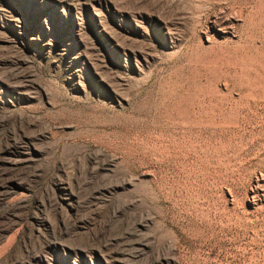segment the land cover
Wrapping results in <instances>:
<instances>
[{
	"label": "rangeland",
	"instance_id": "1",
	"mask_svg": "<svg viewBox=\"0 0 264 264\" xmlns=\"http://www.w3.org/2000/svg\"><path fill=\"white\" fill-rule=\"evenodd\" d=\"M0 264H264V0H0Z\"/></svg>",
	"mask_w": 264,
	"mask_h": 264
}]
</instances>
